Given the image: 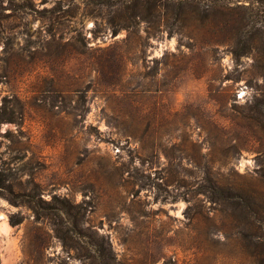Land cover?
Wrapping results in <instances>:
<instances>
[{"label":"rangeland","instance_id":"rangeland-1","mask_svg":"<svg viewBox=\"0 0 264 264\" xmlns=\"http://www.w3.org/2000/svg\"><path fill=\"white\" fill-rule=\"evenodd\" d=\"M179 1L0 0V264H264V4Z\"/></svg>","mask_w":264,"mask_h":264},{"label":"trees","instance_id":"trees-1","mask_svg":"<svg viewBox=\"0 0 264 264\" xmlns=\"http://www.w3.org/2000/svg\"><path fill=\"white\" fill-rule=\"evenodd\" d=\"M256 3H260V4H264V0H254ZM192 0H180L178 2L179 5L182 4H191ZM210 5L213 6L212 2H210ZM220 7H227L226 5L224 6L223 4L219 5ZM231 21V20H230ZM229 22V21H228ZM228 22H225L226 24ZM212 190L214 191V195L212 193V198L211 199H229V198H237V200H240L241 197H243L240 193L238 192H233L230 189H228L227 193L226 192H222L224 189H222L221 187L215 186L212 188ZM222 190V191H221ZM13 224H16L18 222H12Z\"/></svg>","mask_w":264,"mask_h":264}]
</instances>
